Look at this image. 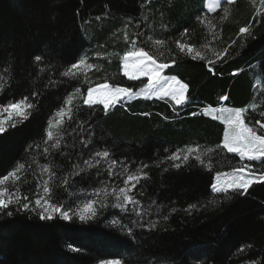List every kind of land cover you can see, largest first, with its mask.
I'll use <instances>...</instances> for the list:
<instances>
[{
	"label": "trees",
	"instance_id": "16d2710c",
	"mask_svg": "<svg viewBox=\"0 0 264 264\" xmlns=\"http://www.w3.org/2000/svg\"><path fill=\"white\" fill-rule=\"evenodd\" d=\"M206 1L0 0V113L24 98L33 105L0 134V180L16 171L0 186L20 198L0 212V264H264V181L243 194L212 188L217 174L246 166L264 174V159L223 148L226 125L213 113L246 108L245 123L264 135V0ZM140 48L188 85L185 104L85 105L100 84L143 87L123 63ZM122 188L137 204L115 207ZM41 196L72 219L40 220ZM93 201L96 215L81 221Z\"/></svg>",
	"mask_w": 264,
	"mask_h": 264
},
{
	"label": "snow or ice",
	"instance_id": "6c2138e0",
	"mask_svg": "<svg viewBox=\"0 0 264 264\" xmlns=\"http://www.w3.org/2000/svg\"><path fill=\"white\" fill-rule=\"evenodd\" d=\"M229 2H232V0H229ZM247 28H241L240 32H247ZM185 32H187V29H185ZM181 50H185L187 48V51L190 53L192 51L191 46L186 45H180ZM127 55H135L138 57V62L135 67V72L132 74L128 73V64L125 63V74L129 76V79L136 80L139 79V75L148 76V82L143 84V87L139 89V93L147 96L148 93H153L155 95L160 96L161 98L164 97H170L171 101H173L176 105H184L186 100L188 99L185 95L188 85L181 83L176 78H165L160 76V74L169 67L168 63H160L157 62L155 58L150 56L147 52L144 51L143 48L139 49L138 53H128ZM127 55L125 56V60H127ZM197 57L201 60L204 59L203 56H200L199 53H197ZM37 61L40 60V57H35ZM172 63H175V61H172ZM212 61H209V64H212ZM84 64L83 60L78 61L77 63H74L71 65L72 69H79L81 65ZM212 70V69H210ZM72 75H75L76 73H71ZM160 80H164L166 83V87H157V84ZM108 91L103 96L102 99H94L93 93L97 91L95 88H88L87 89V97L84 99L83 103L89 107H92L93 105L100 104L103 105V109L107 110L110 106H115L117 103L121 102V98H128L133 94V89L130 87H121V86H115L111 87L108 85L104 86ZM3 88V85L0 84V89ZM33 95H36L35 93ZM27 98H24L21 101H18L16 103L9 104L7 108L4 109V111H9L10 114L14 113L17 117H19V123H23L27 119H29V112L27 109H31L33 107L32 104L25 103V100ZM221 99L227 100L228 98L226 96L222 97ZM206 113L210 114V109L206 108L204 110ZM220 113L225 114L223 117H217V118H223L224 122L228 124L229 128L232 129V134L230 136H226L223 142V148L227 149L228 152L231 153H238L241 157L247 156L249 160L252 161H260L264 159V135H258L257 129L254 127H249L248 124L245 123L244 114L247 112L246 108H240V109H218ZM261 115H264L262 113ZM17 122H13L11 124L12 127L16 126ZM256 123L259 125V128L261 131H264V123H261L260 121H256ZM5 122L0 120V134H4L6 132ZM48 137L51 138L52 133L48 132ZM47 151V150H45ZM191 154V150H189V155ZM97 156H103L108 157L109 152L104 151L102 153L98 152L96 153ZM189 155L183 156V161L187 162L189 160ZM172 160L177 161L180 160L181 157L179 153L174 154L171 157ZM195 160L198 161L200 164H203V159L201 156H196ZM115 163V162H113ZM20 167L22 168L23 165L21 164ZM146 167V166H145ZM174 167L179 169L181 167L180 163L174 164ZM247 168V175H245V168L235 169L234 176L231 180L226 181L224 185L217 186L216 184L212 185V188L217 193H226L229 191V189L240 192L242 190L243 193H247L249 187L253 183L262 182L264 181V174L256 175L251 169L250 166H246ZM15 176L16 171H12L5 175L3 177V180H0V184L4 182V180H7L8 177ZM128 181L131 182L134 179H136L133 176H129ZM219 179V176L217 177ZM66 182V181H65ZM135 184L132 185L133 188H135ZM121 194L123 195L124 199L123 202L115 205V207L119 209H125L128 205H135L137 204V201L133 199L131 195H128L125 191V189H121ZM44 192L48 193L49 189L47 187L44 188ZM4 190H0V212H3L4 210L8 209L10 205L12 204H20V198L13 199L11 196H9L7 199L4 198ZM41 198H37L35 200V205L38 206L37 208H33L32 211H37L38 218L40 220L44 221H52L57 218L56 214L58 213L61 218L64 220H70L72 219V216L69 215L68 211L62 210L61 206L55 205L50 203L48 200L44 199V202L42 203ZM95 202H91L85 205L84 210L80 211L79 213V219L81 221L87 220L89 217L85 215V212H90L91 216H95L96 212L93 209V204ZM215 203V201H213ZM101 207H105V205H101ZM190 208H195V205H190ZM30 205L29 203H23L22 209L27 211L29 210ZM135 211V209H133ZM173 212H175V209H172ZM139 215L138 213H136ZM8 216L12 215L11 211L7 212ZM167 219V217H165ZM151 228H155V223H152L149 225ZM129 232H131V229H129ZM242 250V249H241Z\"/></svg>",
	"mask_w": 264,
	"mask_h": 264
},
{
	"label": "rangeland",
	"instance_id": "374dc122",
	"mask_svg": "<svg viewBox=\"0 0 264 264\" xmlns=\"http://www.w3.org/2000/svg\"><path fill=\"white\" fill-rule=\"evenodd\" d=\"M221 0H207L206 2H205V6H206V8H208V9H213V8H216L217 6H218V4H219V2H220ZM139 51H132V52H130V53H138ZM128 54V53H127ZM126 54V55H127ZM125 55V56H126ZM125 56L123 57V63H124V65H125V63H127L128 64V73L129 74H132V73H134L135 72V67H134V65H136L137 64V62H138V57L137 56H135V55H127V60H125ZM82 66V65H81ZM124 72H125V67H124ZM128 76V75H127ZM160 76H162V77H165V78H169V77H167L166 75H164V71L160 74ZM129 77V76H128ZM139 79H145V82H144V84L145 83H147L148 82V79H149V77L148 76H144V75H139ZM105 85H108V86H110L109 84H100V85H97V86H95V87H93V88H95V89H97V91H95L94 93H93V97H94V99H97V100H99V99H102L103 98V96L106 94V92L108 91V89H106L104 86ZM167 85H166V83H165V81L164 80H160L159 81V83L157 84V87L159 88V87H166ZM137 96H139V97H145V98H153V97H157V98H161L160 96H158V95H155V94H153V93H148L147 94V96H145V95H143V94H140L139 93V89L138 90H136V91H134L133 90V94L130 96V97H128V98H124V97H122L121 98V100L122 101H128V100H131V99H133V98H135V97H137ZM164 98H170V97H164ZM111 107V106H110ZM7 108V107H6ZM222 108H224V109H229V108H225V107H222ZM5 109V108H4ZM4 109L1 111V113H0V120H2V121H4L5 122V124H7L10 120H12L13 118H15L16 117V115L14 114V113H11L10 114V112L9 111H4ZM221 109V108H220ZM213 113H215V114H218V116L219 117H223L225 114H223V113H220L219 111H217V112H215V110L213 111ZM221 121H223L224 122V119L223 118H219ZM225 123V122H224ZM225 125H226V136H230L231 134H232V129H230L229 128V126H228V124H226L225 123ZM225 136V137H226ZM225 139V138H224ZM247 157V156H246ZM245 175H247V168H245ZM219 176V179H217V177ZM233 176H234V171H232V172H229V173H221V174H217L216 176H215V180H214V184H216L218 187L219 186H222V185H224L225 184V182L226 181H229V180H231L232 178H233ZM9 180V178L7 179V180H5L4 182H6V181H8ZM0 190H4V192H5V194H4V198L5 199H7L10 195H8L7 193H6V191H5V189L4 188H2L1 186H0ZM41 197H43V199H42V203L44 202V199H46L44 196H41ZM40 197V198H41ZM84 208H85V206H84ZM84 208L82 209V210H84ZM58 214V213H57ZM86 214H88V212L86 211L85 212V215ZM105 264H118L117 262H115V261H111V262H109V263H105Z\"/></svg>",
	"mask_w": 264,
	"mask_h": 264
}]
</instances>
